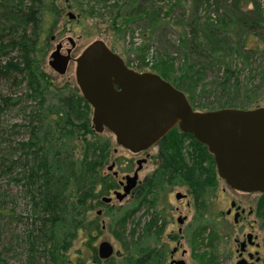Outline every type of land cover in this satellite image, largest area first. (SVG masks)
I'll use <instances>...</instances> for the list:
<instances>
[{"label":"trees","instance_id":"obj_1","mask_svg":"<svg viewBox=\"0 0 264 264\" xmlns=\"http://www.w3.org/2000/svg\"><path fill=\"white\" fill-rule=\"evenodd\" d=\"M146 1H150L149 8L144 4ZM178 3L119 0L114 4L115 16L120 17L122 11L126 13L122 18L124 23H133L143 16L157 19L163 6H168L164 13L167 15ZM201 5L222 8V14L213 20L207 15L202 21L198 15ZM60 12L56 0H0V121L7 110H21L27 131L26 140L15 143L9 139L11 127L7 131L0 128V244L3 232L10 231L14 223L19 225L20 232H9L6 247L0 250V264H16L10 258H18L17 264H69L71 260L65 252L78 235L85 237L87 252L94 259V231L99 224L97 218H90L91 202L115 186L112 176L103 178L98 173L97 168L109 153L111 140L94 132L89 104L75 85L57 86L41 68L49 35ZM260 12L258 7L254 12H243L237 0H197L191 19L185 24L188 36L181 39L185 51L179 74L169 73L158 63L152 65L153 72L187 93L195 109L191 82L201 79L207 65H216L218 75L210 81L212 89L203 85L200 93L217 92L218 98L225 96L228 102H234L230 91L235 92L242 85V71L246 67L248 72H254V55L264 53V22ZM233 31L244 35L233 36ZM253 37L259 41L252 44ZM136 48L142 54V45ZM189 52L200 55L204 61L190 63ZM238 58L242 61L241 68ZM137 64L133 67L144 70L143 64ZM256 86L260 88V83L253 87ZM3 87L9 88L8 93L2 92ZM20 87L24 88L23 92L16 94ZM162 150L169 161L176 160L172 149ZM165 169L162 167L136 190L132 204L107 212L113 233L125 251L119 262L109 259L108 264H160L163 249L153 252L150 245L160 241L163 235V210L152 211L151 207L157 202L155 194L159 191L165 194L169 186ZM10 183L21 187V196L27 203L24 214L15 215L16 199L6 191ZM143 205L150 217L139 230L132 227L127 232L126 223L133 221L136 210ZM8 253L12 256L8 257ZM77 259L80 261L77 264H82L86 257Z\"/></svg>","mask_w":264,"mask_h":264},{"label":"rangeland","instance_id":"obj_2","mask_svg":"<svg viewBox=\"0 0 264 264\" xmlns=\"http://www.w3.org/2000/svg\"><path fill=\"white\" fill-rule=\"evenodd\" d=\"M116 1L119 0H56V5L61 11L60 18L51 30L48 38L47 53L41 64L42 70L52 79L55 85H75L73 76L74 61L72 59H70V61L68 62L66 70L63 74L56 73L47 65L48 53L54 49L57 43H61V53H64V49L66 47H69V43L67 41L68 37L73 41V47L70 52L71 58L76 57L85 45L89 44L93 40L101 39L113 51L118 53L124 59L125 63H127L128 61H132V63L128 65L132 68H135L133 67L135 66V64L141 63L144 65V70L153 71L152 65H156L158 63L160 67H165L169 73H173L174 75L179 74V67L183 64L185 51V46L181 44V39L188 36V28L185 24L187 21H190L193 15L194 6L197 0H176L180 3V5L168 10L167 15H164V13L168 9V6H163L159 11V16L157 17V19H151V17L143 16L140 19H136L133 23H124L122 21V18L124 16H127V14L123 13V11L121 12L120 17L115 16L117 13V7L114 6ZM237 1L239 2L240 8L243 12H254L257 7L261 9L260 16L264 22V0ZM144 4L148 6V8L151 5L150 1H146ZM221 9H218L213 5H201L198 10V15L201 17L202 21L206 18L207 15L213 20L214 18L222 14ZM67 12H71L73 14V18H68ZM258 12L259 10L256 11V13ZM154 18L156 17L154 16ZM152 20H154V23L152 22ZM117 25H119L120 27H118ZM150 28L152 29V31L150 30ZM233 34V36L244 35L243 33H238L236 31H233ZM255 41H259V38L253 37L250 40L252 44ZM141 45L144 48L142 49V54H140L138 52V49L136 48L137 46ZM188 55V61L192 64L196 65L204 61L203 57L196 53L189 52ZM254 57H256V60L252 63V67L254 68L255 66V73L248 72V68L246 69L245 67V69L242 71V74L240 75L242 85H240L235 92L233 90L230 91V95L232 97H235L234 102H228L225 99V96H222V98H218L219 93L217 92L212 91L207 93L206 95H202L200 93L203 85H206V88H209L211 90L212 88H210V81L213 80L214 77H217L216 75H218L215 71L216 65H207V68H205L200 75L201 79L196 82H191L193 85L192 91L195 95L194 103H197L196 105H194L195 109L203 111L222 107L254 108L257 106H264V53H256ZM142 59L143 63L141 62ZM237 64L238 68L242 67L241 58H238ZM259 83L260 88H258V86H256V88L253 87L254 85H259ZM23 90L24 88L20 87L16 90V94H21ZM8 91V87L2 88V92L8 93ZM24 119L25 116L23 112H21V110L17 111L15 108L9 109L1 118L0 128L2 127L1 129H5L7 131L9 127H11L12 132L11 134H9V139L11 141L14 140L15 143L24 141L27 138V131L25 127L26 121ZM97 134L107 136L111 140L109 153L107 155V158L104 159L101 165L97 168L99 171L98 173L102 177L112 176L113 180L115 181V186L110 187L102 194L101 197L91 202L92 208L90 211V218H97L99 224V228L94 231L95 240L93 244L95 245V250L93 251V255L95 256V258H91L92 253H90V251L87 252L85 242L86 239H84L85 237L78 235L72 241L70 248L65 252L71 260L69 264H77V262H80L77 259L78 256L86 257V259L83 260L82 264H108L107 260L109 259H114L115 262H119V260L121 259V255L125 251L123 249L122 243L113 233L114 227L110 226V215L107 214V212L111 211L112 209L114 210L120 206L132 204L134 199H136L137 197V193L136 190H133V192L129 193L125 198H123L122 200H118L113 195V192L116 190L122 191L119 185V181L123 178V175L132 174V170L127 171L129 161L133 162L134 166H136V160L138 158H147L146 163L143 164V168L139 172L140 180H142L145 175H149L152 172V170L156 167V162L158 161L157 159H155L156 148L149 149L146 155L145 152L133 154L127 149L118 145L115 141L114 135L107 129L103 130L102 132H98ZM168 139V144L170 146L169 149H172L174 151L177 158H180V156H185V153H191L192 155L197 154L201 156L202 150L206 153L205 148L202 147L200 143H197L196 140L192 137L184 136L183 133H180V130L178 128H175L168 135ZM77 152H79V148L77 149ZM112 164L113 168L111 170L108 169V167ZM114 172H116V176L114 175ZM6 187V191L16 199L15 215H20L21 213L24 214L25 210L27 209V203L26 199L23 198V195L21 196V187L12 183L8 184ZM222 187L229 190L228 187L221 182L219 186V192ZM177 192L185 193V187L181 185L175 186L171 191V195H169L168 197H166L165 194H161V191H159V193H156L155 196L157 197V202L154 207H151V210L153 211L155 209L156 211H162L166 199H168V201L172 204L173 208L175 206L178 207L177 211L171 208L169 209L170 213L168 211L162 212V214L167 213L166 215L170 219L171 223L167 225L165 234L163 233V235H165L164 240H168L167 235L169 233L175 234L177 232V227L179 226V224L176 223L177 216L179 214L187 215V220L183 225H181L183 229V236L180 237V240L184 242L187 241L186 238L188 236H191L190 231H186L188 230V228L186 229V226L191 221L194 210L191 207H184L186 202L185 199L175 198L174 195ZM230 193L231 191L229 190L219 197L220 209H224L228 206L229 201H226V198L230 195ZM103 197H111L110 202L106 203L102 201ZM251 198H253V196H251ZM252 200L244 204H252ZM170 214H172L173 218ZM149 217V212H146V205H143L138 210H136L133 221L130 220L126 223V231L129 232L132 227H135L136 230H139L143 223L146 222ZM137 221H139L138 225L136 224ZM231 223V216L226 217V219L224 220L220 218V221L218 223L219 227L217 228L219 239L214 240V243H216V248H214L216 250L213 252L211 248H204V251H202L204 253H211V255H214L217 263L222 261V264H229V260L231 258L233 260L236 256L233 251L235 247L233 238L236 234L238 235V237H241L242 231L240 230L242 229L243 224L237 227L236 234L235 232L228 234L226 232L231 229ZM195 225H197V223H195L193 226ZM9 230L10 231H6L5 234L3 232L0 250H3L4 247H6L5 240L9 236V232L11 233L12 231L16 234L20 233L19 225L15 223L12 225V228L10 226ZM211 230L212 228H210V231ZM210 231L207 235H203V241H206L205 238H208V235H210V233L212 234V232ZM103 240H107L113 245L114 254L107 259L100 260V258L98 257V244ZM184 246L187 247L186 244H184ZM187 253V259H185L188 261V264H196L193 261L194 257L188 256L190 253L189 249ZM6 255L8 257L12 256L11 253H8ZM218 259L221 260L219 261ZM23 260L24 259L22 257V262ZM9 261H12L16 264L19 263L18 258H10Z\"/></svg>","mask_w":264,"mask_h":264},{"label":"water","instance_id":"obj_3","mask_svg":"<svg viewBox=\"0 0 264 264\" xmlns=\"http://www.w3.org/2000/svg\"><path fill=\"white\" fill-rule=\"evenodd\" d=\"M67 17L73 18V14L67 12ZM67 41L69 47L64 53L60 52L61 43L48 53L47 65L58 74L65 72L70 61L73 41L69 37ZM72 60L75 85L92 108L94 131L108 129L118 145L136 152L177 127L207 148L219 175L230 187L264 193V106L196 110L186 94L170 81L153 71L129 67L101 39L85 45ZM136 178L137 171L128 175L122 191L116 190L113 195L118 200L125 198ZM110 200L102 198L104 202ZM113 254L109 241L98 244L100 259Z\"/></svg>","mask_w":264,"mask_h":264},{"label":"flooded vegetation","instance_id":"obj_4","mask_svg":"<svg viewBox=\"0 0 264 264\" xmlns=\"http://www.w3.org/2000/svg\"><path fill=\"white\" fill-rule=\"evenodd\" d=\"M70 59H72L71 56ZM134 69L137 70L136 68ZM90 113L91 120V106ZM175 128L177 127H174L153 145L140 151H130L120 145L133 154L145 152L146 155L149 149L156 148L155 159L158 160L156 162V167L149 175H145L142 180L139 179V172L142 170L143 164L146 163L147 158H138L136 160V166H134L133 162L129 161L127 171L132 170L133 172L132 174L123 175V178L119 181L121 189L127 182V176L134 175L135 171H137V178L134 184L135 186L131 189L130 193L133 192V190L142 188V186L145 185L146 180L151 179V177L164 167V169L166 168V178L169 182V186L167 185L168 187L165 191V196L168 197L171 195V191L175 186H184L186 192H177L174 196L176 199H185L186 202L184 207H191L194 210L192 219L186 226V229L188 228L186 231H190L191 235L186 238L187 241L182 242L180 237L183 236V229L181 225L185 223L188 217L187 215L179 214L176 218V223L179 224L177 232L175 234L169 233L167 235L168 240H164L165 235H163L161 236L160 241L151 243L150 246L153 252L158 249H163V254L159 258V263L188 264L186 255L188 254L187 252L189 249L190 253L188 256H193V261L196 264H222V261L217 263L214 255H211V253H204L202 251H204V248H211L213 252L216 250V243H214V240L219 239L217 228L219 227L218 223L220 218L224 220L226 217L231 216L232 223L230 224V228L232 229V232L230 229L226 233L231 234L235 232L236 234L237 227L241 224L243 225L240 230L242 231L241 237H238L236 234L233 238L235 247L234 250H232L236 256L233 260L232 258L230 259L231 261L229 260V264H264V193L247 192L230 187L225 179L219 175L213 155L201 143L200 144L206 151L205 153L202 150L201 156L197 154L192 155L191 153H185V156H180V160L176 157V160L169 161V158L162 149L163 147H167V149L170 148L168 144V135ZM94 132L96 134L98 133L96 131ZM180 133H183L186 137L194 138L190 133H184L181 131ZM196 142L199 143L197 140ZM165 143L167 146H165ZM172 152L174 151L172 150ZM138 161H140V163ZM114 175L116 176L117 174L114 172ZM221 182L224 183L231 191L230 195L226 198V201H229V203L228 206L224 208L225 210L223 208L220 209L219 197L229 190L222 187L219 192ZM251 196H253V198H251ZM251 200L253 205L244 204ZM171 208H173L172 204L168 201V199H166L163 212L168 211L170 213L169 209ZM173 209L177 211L178 207L175 206ZM166 214H163L164 234L167 225L170 223V219ZM170 215L172 217V214ZM195 223H197V225L193 226ZM210 228H212L211 231ZM209 231L212 232V234L210 233V235H208L209 237L205 238L206 241H203V235H207ZM184 244H186L187 247L184 246Z\"/></svg>","mask_w":264,"mask_h":264}]
</instances>
